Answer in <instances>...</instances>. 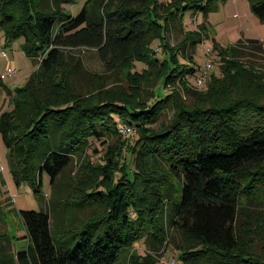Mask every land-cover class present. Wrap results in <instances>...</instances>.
I'll return each instance as SVG.
<instances>
[{
    "label": "trees",
    "instance_id": "1",
    "mask_svg": "<svg viewBox=\"0 0 264 264\" xmlns=\"http://www.w3.org/2000/svg\"><path fill=\"white\" fill-rule=\"evenodd\" d=\"M71 1L0 0L4 37H22L26 54L39 60V71L0 115L14 178L40 184L46 172L53 190L65 170L87 156L91 138L110 137L119 124L132 126L138 137L133 144L107 145L101 180L83 185L90 171L85 158L67 182V198L90 207L88 218L53 232L49 212L20 211L28 243L15 258L0 252V264H117L140 240L167 247L170 231L183 236L177 244L181 263L264 264V251L253 252L243 235L247 217L263 227L264 82L239 58L247 50L263 56V42L220 47V75L198 91L187 78L195 66L179 63L178 54L186 56L187 45L203 41L205 25L185 31L184 17L206 16L217 0H85L75 15L63 7ZM248 1L264 23V0ZM175 21L184 37L170 45L167 33ZM158 40L163 58L152 48ZM84 48L96 50L107 71L126 64L121 86L79 94L70 81L78 60L58 81L64 102L47 100L46 92L40 99L45 73L65 51ZM137 61L147 67L136 70ZM176 85L193 96L192 104L177 96ZM168 105L174 109L170 122L147 126ZM124 150L127 162L121 161ZM135 253L129 254L132 264L156 263L150 253Z\"/></svg>",
    "mask_w": 264,
    "mask_h": 264
},
{
    "label": "rangeland",
    "instance_id": "2",
    "mask_svg": "<svg viewBox=\"0 0 264 264\" xmlns=\"http://www.w3.org/2000/svg\"><path fill=\"white\" fill-rule=\"evenodd\" d=\"M166 2L168 0H162ZM85 0H72L71 3H65V10L75 15L77 14ZM200 25H205V37L197 46L187 45L184 56L178 54L179 63L192 64L195 66V71L190 73L188 81L194 89L198 91L205 90L208 87V81L214 76L219 77L221 60L219 56V48L226 47L237 43L239 40L259 39L264 45V23H262L256 15L251 11L248 0H217L216 7L208 11V14H192L186 12L184 17L185 31H198ZM184 37L183 30L176 24L171 26V30L167 33V40L170 45H175ZM0 115L4 111L10 110L13 107V95L15 91L24 85L27 80L35 72L39 71V60H33L29 57L23 48V38L16 37L6 40L3 31L0 30ZM152 48L161 58L164 57L160 42L154 41ZM1 49L6 50V55H2ZM248 54L240 56V61L252 69L253 71L261 72L259 79L264 82V55L258 52L247 50ZM70 56H73L71 59ZM192 57V60L189 59ZM79 58V59H78ZM80 60L81 66L77 68V72H72L71 83L75 91L79 94L86 93L87 90L96 88L100 89H117L123 81L122 72H126V64H122L114 71H107L104 64L100 61L96 50L80 49L75 51H65L62 61L58 63L54 69L45 73L42 81L43 88L37 91L36 95L43 99L47 95V100H55L63 103L66 98L61 77L65 74L66 66L71 68ZM210 63V67L207 64ZM146 64L142 61L136 62V70L141 71L146 68ZM15 69L14 73H9V69ZM76 70V69H75ZM205 74V75H203ZM202 76V84H198V76ZM92 87V88H91ZM177 96H181V100L187 104L194 102L193 96L186 92L179 85L175 86ZM245 90V89H244ZM170 87L162 95L169 93ZM40 92H46L44 95ZM96 92V91H94ZM236 94L235 90H231V96ZM174 114V109L168 105L163 110L159 117L148 124L147 126L158 129L160 124H168ZM138 137V132L135 130L128 136H123L118 132L110 137L91 138L90 147L87 150L89 177L84 178L82 183L85 187L90 186L91 180H101L102 174L100 167L106 164L107 145L118 144L121 142H129L133 144ZM125 159L128 161L127 152ZM80 163L78 158L73 165L68 167L58 180V185L52 190L50 178L46 172H43L40 178V184H35L32 179L22 178L15 180L9 160V149L5 145L0 136V252L3 256H12L15 258L16 252L25 248L28 239L25 236L26 230L19 214L22 210L45 211L50 213V222L53 232L55 228L71 227L73 222L80 223V218H88L91 213V208L81 205L79 208L76 203H72L71 199L67 198L70 192V187L67 182L73 179L79 171L80 165L86 162V159ZM18 181V182H17ZM60 196V197H59ZM58 197V198H57ZM60 198L66 199L68 203L63 205ZM54 204H56L54 208ZM73 216V218H72ZM246 224H250L249 228H244V238L249 241V248L257 254L264 251V219L260 227L258 222L250 223V218L244 219ZM250 230L252 233L247 234ZM167 247L158 248L153 243L146 244L144 240L135 242L130 252L135 255L137 252L144 256L147 253L152 254L155 259V264H184L180 261V253L177 250L178 245L184 241L183 236L174 231H170ZM178 244V245H177ZM159 249V250H158ZM263 250V251H262ZM130 252L125 253L123 259L117 264H132L129 257ZM5 257V258H6ZM8 258V257H7Z\"/></svg>",
    "mask_w": 264,
    "mask_h": 264
},
{
    "label": "built area",
    "instance_id": "3",
    "mask_svg": "<svg viewBox=\"0 0 264 264\" xmlns=\"http://www.w3.org/2000/svg\"><path fill=\"white\" fill-rule=\"evenodd\" d=\"M0 47H2L1 41H0ZM1 53H2V55L5 56L6 55V50L5 49H1ZM207 67L208 68L210 67V63L207 64ZM14 72H15V69H12V68L9 69V73H14ZM203 75H205V74H203ZM197 81H198L199 85L202 84L203 80H202V76L201 75L198 76ZM117 128H118L119 134H121L123 136H128V135L132 134L133 131H134L132 126L124 125V124H119Z\"/></svg>",
    "mask_w": 264,
    "mask_h": 264
},
{
    "label": "crops",
    "instance_id": "4",
    "mask_svg": "<svg viewBox=\"0 0 264 264\" xmlns=\"http://www.w3.org/2000/svg\"><path fill=\"white\" fill-rule=\"evenodd\" d=\"M70 3H71V2H70ZM65 5H66V4H64V7H66Z\"/></svg>",
    "mask_w": 264,
    "mask_h": 264
}]
</instances>
